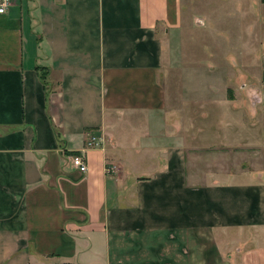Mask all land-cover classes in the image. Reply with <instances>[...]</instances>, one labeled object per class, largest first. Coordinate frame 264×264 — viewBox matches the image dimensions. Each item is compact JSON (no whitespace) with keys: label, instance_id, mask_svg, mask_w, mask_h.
I'll list each match as a JSON object with an SVG mask.
<instances>
[{"label":"crops","instance_id":"0c3cea01","mask_svg":"<svg viewBox=\"0 0 264 264\" xmlns=\"http://www.w3.org/2000/svg\"><path fill=\"white\" fill-rule=\"evenodd\" d=\"M10 1L0 264H264V0L234 2L258 11L249 60L196 52L164 79L186 0Z\"/></svg>","mask_w":264,"mask_h":264},{"label":"rangeland","instance_id":"374dc122","mask_svg":"<svg viewBox=\"0 0 264 264\" xmlns=\"http://www.w3.org/2000/svg\"><path fill=\"white\" fill-rule=\"evenodd\" d=\"M234 2L238 1L186 0L185 18H189V22H186L170 41H166V60L161 74L162 79L166 76V61L171 67L188 65L199 59L194 56L196 52L204 53V55L212 54L213 59L216 53L223 58L226 53L242 54L247 60L253 56L258 47L260 48L262 39L257 28L258 18L252 17L257 15L258 11L242 9ZM170 54L172 55L171 63ZM237 77L240 83L252 82L254 79L253 75L247 79L243 74Z\"/></svg>","mask_w":264,"mask_h":264},{"label":"built area","instance_id":"2783aa9c","mask_svg":"<svg viewBox=\"0 0 264 264\" xmlns=\"http://www.w3.org/2000/svg\"><path fill=\"white\" fill-rule=\"evenodd\" d=\"M10 0H0V13L6 12L10 5ZM100 144V138L97 135H92L87 143V148L97 147ZM73 165L82 173H87L89 165L86 156L83 153H75L71 156Z\"/></svg>","mask_w":264,"mask_h":264}]
</instances>
